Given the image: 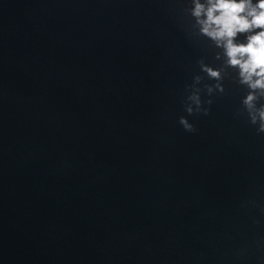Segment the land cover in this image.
<instances>
[{
	"label": "water",
	"instance_id": "95a60500",
	"mask_svg": "<svg viewBox=\"0 0 264 264\" xmlns=\"http://www.w3.org/2000/svg\"><path fill=\"white\" fill-rule=\"evenodd\" d=\"M185 6L0 0V264H264L242 90L177 123L219 64Z\"/></svg>",
	"mask_w": 264,
	"mask_h": 264
},
{
	"label": "clouds",
	"instance_id": "9594fccd",
	"mask_svg": "<svg viewBox=\"0 0 264 264\" xmlns=\"http://www.w3.org/2000/svg\"><path fill=\"white\" fill-rule=\"evenodd\" d=\"M185 12L194 34L209 43L212 60L219 64L197 61L199 73L212 83L201 87V75H192L181 101L186 115L177 123L194 132L187 117L207 116L213 95H223L229 79L242 90L239 105L247 124L264 134V0H186Z\"/></svg>",
	"mask_w": 264,
	"mask_h": 264
}]
</instances>
